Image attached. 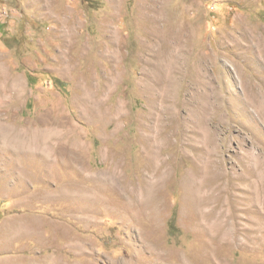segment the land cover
Returning <instances> with one entry per match:
<instances>
[{"label": "rangeland", "instance_id": "1", "mask_svg": "<svg viewBox=\"0 0 264 264\" xmlns=\"http://www.w3.org/2000/svg\"><path fill=\"white\" fill-rule=\"evenodd\" d=\"M1 157L0 264H264V0H0Z\"/></svg>", "mask_w": 264, "mask_h": 264}, {"label": "bare ground", "instance_id": "2", "mask_svg": "<svg viewBox=\"0 0 264 264\" xmlns=\"http://www.w3.org/2000/svg\"><path fill=\"white\" fill-rule=\"evenodd\" d=\"M2 163H8L7 162V160L6 159H4V157H1L0 158V166L2 165ZM4 167V166H3ZM1 168V167H0ZM2 170V169H1ZM1 170H0V172H1ZM2 173V172H1ZM95 190V189H94ZM86 201H88V202H90V200L88 199V200H86ZM89 213V211L87 210L86 212H85V216H82L81 218L83 219V220H85L86 222H90V220L87 218V217H89L90 218V216H88L87 214ZM87 216V217H86Z\"/></svg>", "mask_w": 264, "mask_h": 264}]
</instances>
